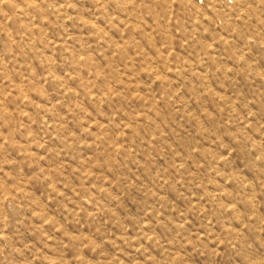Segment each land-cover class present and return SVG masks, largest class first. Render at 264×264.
I'll list each match as a JSON object with an SVG mask.
<instances>
[{"label":"rangeland","instance_id":"rangeland-1","mask_svg":"<svg viewBox=\"0 0 264 264\" xmlns=\"http://www.w3.org/2000/svg\"><path fill=\"white\" fill-rule=\"evenodd\" d=\"M0 264H264V0H0Z\"/></svg>","mask_w":264,"mask_h":264}]
</instances>
